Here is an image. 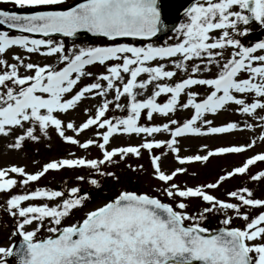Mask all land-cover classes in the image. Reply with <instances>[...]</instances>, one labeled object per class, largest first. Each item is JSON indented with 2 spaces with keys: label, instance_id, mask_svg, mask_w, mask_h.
<instances>
[{
  "label": "snow or ice",
  "instance_id": "snow-or-ice-1",
  "mask_svg": "<svg viewBox=\"0 0 264 264\" xmlns=\"http://www.w3.org/2000/svg\"><path fill=\"white\" fill-rule=\"evenodd\" d=\"M2 2L31 11L0 9V26L9 30H0V136L10 137L19 128L21 132L7 146L20 150L26 140L37 142L41 135L47 138L52 129L63 142L80 149L95 146L100 158L70 154V158L43 163L31 173L16 165L0 168V193L7 196L3 208L13 219L12 236L19 240L18 246L15 242L0 246V264H8L7 258L13 256L17 264H264V199L254 198L248 187L227 191L223 200L208 191L231 177L247 174L250 166L264 162V152L246 158L213 183L184 187L173 180L186 169L165 172L162 156L155 154L166 147L184 165L251 149L255 140L217 147L205 155H179L181 138L237 130V122L214 126L207 119L229 108L240 116L258 119L262 129L258 139L264 142V39L243 42L253 25L264 29V0H194L185 9L184 22L174 30L176 42L160 45L151 42L161 26L159 0ZM10 31L18 34L10 35ZM81 32L112 43L78 45L73 40L71 47H66L55 39L78 38ZM124 38L146 43L118 42ZM13 47L24 55L13 54L14 62L8 63L4 55ZM32 54L56 56L58 64L33 63ZM94 65L103 71H87ZM178 73L181 78L174 80ZM82 79L90 82L81 85ZM194 87L206 88V95L200 98ZM149 88L146 98L137 99ZM97 96L103 99L94 114H88L85 107L82 111L87 118L78 126L62 119L84 100ZM161 96L164 100L158 102ZM122 98L126 103L120 102ZM110 107L126 114L109 117ZM178 108L191 110V115L183 120L171 118ZM142 116L148 122L159 116L162 122L141 124ZM255 127V123L243 125L247 130ZM92 128L97 129L98 139L80 141L66 135V130L79 135ZM157 133H167L170 138L146 139ZM133 134L145 139L137 145L109 147L114 136ZM142 150L150 153L151 175L160 182L152 191L171 203L150 192L125 189L76 222L64 225L73 210L85 206L90 193H82L79 186L29 188L50 171L63 169H89L97 177L119 182L120 177L107 166L125 162L130 156L139 158ZM128 167L143 171V165ZM75 179L101 186L97 178L78 175ZM249 179H264V170ZM14 188L23 191L9 195ZM190 199L206 206L189 211ZM249 209L261 210L250 217ZM213 213L223 214V226L210 232L204 221ZM234 217L244 222L242 228L231 226ZM41 231L48 235L38 239Z\"/></svg>",
  "mask_w": 264,
  "mask_h": 264
},
{
  "label": "rangeland",
  "instance_id": "rangeland-1",
  "mask_svg": "<svg viewBox=\"0 0 264 264\" xmlns=\"http://www.w3.org/2000/svg\"><path fill=\"white\" fill-rule=\"evenodd\" d=\"M78 0H66V4H72ZM14 8L12 4L2 2L0 0V8ZM63 7V5L61 6ZM185 15L179 20L177 26L184 22ZM175 27V28H176ZM175 28L170 30L163 35H161L157 39H153L151 42L160 45L163 43H174L178 37L175 33ZM260 30V31H259ZM259 33L262 34L264 38V29L258 28ZM10 35H15L16 33L9 32ZM215 34V33H214ZM36 38V37H35ZM58 41H63L66 47H71V42H74L78 45H104L101 41L92 40L86 41L82 38L76 39H66L55 37ZM124 42L134 43L136 46H140L143 42H138L135 40H125ZM243 42L245 44L251 43L250 40L247 39V36L243 38ZM106 44V43H105ZM13 54L24 55L22 50L19 48L13 47L8 50L4 59L7 60L8 63H13L14 61L11 59ZM30 61L38 64H52L57 65L58 61L56 56L45 57L38 54H32L30 57ZM167 68H171V65H167ZM23 72V69H21ZM87 71L93 73H100L103 71V68L99 65L89 66ZM215 71V69H213ZM204 76H210V73L202 74ZM182 76L181 73H178L177 77L174 80L180 79ZM90 82L87 79H82L80 84ZM173 81H169L171 83ZM200 94V98L206 95L207 90L204 87L193 88ZM151 88H149L144 95L138 96L137 99H144L150 94ZM102 97L97 96L94 99L84 100L79 107L75 110H70L67 116H63L62 119L65 122L71 120L77 126L83 120L87 118V115L82 111L85 107L89 109L88 114H94L95 107L99 105L102 101ZM108 99H111V95L108 96ZM158 99V102H163L164 97L161 96ZM183 99V98H182ZM121 103H126V100L122 98ZM226 111H220L219 114L212 116L208 115L207 119L212 120L214 126H219L225 122L227 119L229 122H235L233 119L235 118H244L239 114H235L234 111H229L230 115L227 116ZM126 113H122L119 110H115L114 108L109 109L106 113L107 116H120ZM191 115V110L185 109H177L175 114H170L171 118L183 120L184 118H188ZM162 118L159 116H154L151 122L146 121V119L142 116L140 123H152L157 124L161 123ZM239 127L243 126L244 123L242 121L237 122ZM251 123H255L256 127L253 130L244 129L241 130L242 133H238L236 131L232 132L233 134H216L209 136H200V137H185L179 139L180 146V156H188V155H205L208 151L214 150L217 147L222 146H233V145H244L247 144L251 140H255V145L240 154H225V155H214L210 157L206 162H192L184 165L179 164L176 160L175 155L168 152L167 148H162L161 150H155L156 155H161V169L165 172H171L175 168L183 167L186 169L184 173L177 174L174 177L173 182L177 183L179 186H198L207 183H213L215 180L223 174V172L230 171L232 168L236 166H240L241 163L248 157L253 154L264 152V142H261L258 137L261 132L260 121L258 119H253ZM97 129L92 128L84 131L83 133L77 135L73 133L71 130H66V135H71L74 138L83 141L87 138L98 139L95 136V131ZM103 131V130H100ZM21 130L19 128L15 129L10 137L0 136V168L9 167L11 165L22 166L25 168L27 172H35L38 170L43 163H46L51 160L61 159V158H70L74 157H85L90 159H98L100 158V153L98 152L95 146L90 147L88 150L80 149L76 145L68 144L63 142L57 134L52 130H48V137L45 138L41 135V138L37 142H33L30 140H26L24 146L20 150H15L9 148L7 145L10 142H13V138L15 135L19 134ZM157 139V140H166L169 137L167 133H157L154 134V137H146V139ZM145 137H137L136 135H116L111 139V143L109 147H117V146H126V145H137L143 142ZM206 146V147H205ZM118 161V157L116 158ZM128 165H131L132 168H137L138 165H143V171L136 170L132 171ZM104 167V166H102ZM107 169L115 172L119 177V182H116L110 178L97 177L95 172L89 169H63L59 172H52L45 174L44 177L40 178L37 182H32L29 185L30 189H34L36 187H48L57 190L71 188L73 186H79L81 192H89L90 199L86 202L85 206L79 210H73L71 215L63 221L64 225H68L76 222L80 219L83 214L89 210H92L98 206H101L103 203L107 202L108 199L116 195L121 190H133L138 192H150L152 195H157L163 202L171 203L165 196H160L159 193L152 191V189L159 187L160 182L155 180L151 173L152 169L150 167V153L142 150L141 156L139 158L135 156H130L126 158L125 162H118L116 165H108ZM261 170H264V162H257L255 165L250 166L248 173L240 175V181L237 179L234 181L228 180L221 183V185L217 189L208 190L210 194L215 195L220 199H227L225 193L226 191H233L240 187H248L252 189L254 198L264 199V179L260 181H252L249 179L250 175H253ZM14 175V174H13ZM84 176L86 178H97L101 181L100 188H96L87 184L85 181H77L75 179L76 176ZM245 179V180H244ZM233 180V179H232ZM66 182V183H65ZM22 188H14L11 190V193L22 192ZM67 194V193H66ZM7 199V196L4 193H0V246L8 247L11 245L13 240L17 237L12 236L13 231V219L8 216L3 208L4 201ZM234 202V201H233ZM30 203H42V201H31ZM190 207L189 211L194 210H202V208L206 205L203 202L197 199H190L188 201ZM261 209H249V216H254L258 214ZM231 215V213H229ZM223 219V214L213 213L209 214L205 224L213 225L216 222H220ZM234 220H238L239 225L243 227L244 222L238 218H233L232 224H234ZM231 224V225H232ZM34 226V225H33ZM45 235H48L47 232L41 231L38 233L37 238H42Z\"/></svg>",
  "mask_w": 264,
  "mask_h": 264
},
{
  "label": "water",
  "instance_id": "water-1",
  "mask_svg": "<svg viewBox=\"0 0 264 264\" xmlns=\"http://www.w3.org/2000/svg\"><path fill=\"white\" fill-rule=\"evenodd\" d=\"M192 2H194V0H159L162 12L160 31L165 28L172 27L179 14H181ZM78 35H82L85 38L94 37L91 33L84 32H81ZM15 245L18 246L19 242ZM9 263L17 264V258L14 256L9 257Z\"/></svg>",
  "mask_w": 264,
  "mask_h": 264
}]
</instances>
